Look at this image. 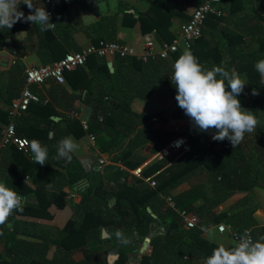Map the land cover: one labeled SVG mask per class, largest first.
Returning <instances> with one entry per match:
<instances>
[{
    "label": "trees",
    "instance_id": "1",
    "mask_svg": "<svg viewBox=\"0 0 264 264\" xmlns=\"http://www.w3.org/2000/svg\"><path fill=\"white\" fill-rule=\"evenodd\" d=\"M102 1L104 0H92V5L95 6ZM69 4V0H59L55 14L50 17V21L55 23L52 30L42 32L39 25L24 20L16 22L11 29H0V48L6 45L10 50H17L27 56L21 43L17 41L18 32L27 30L28 36L36 34L39 37V56L46 63H52L64 57L70 52V48L74 47V51L83 49V46L77 45L75 36L71 34V31L75 30L74 23L86 30L90 36L92 33L95 34L94 42L101 39L121 42L118 36L120 24L136 26L143 36L154 35L162 41H169L175 37L169 30L173 20L170 17L171 8L165 0H153L150 9L137 13V16L135 13L125 11L122 18L118 11L109 12L107 15L100 14L91 24L85 23L86 18L79 11L72 16V30L62 33L60 30L62 25L57 16L69 14ZM19 10L24 12L21 4ZM27 11L29 13L28 9ZM263 20L258 17L259 22ZM52 37L61 38L64 45L52 49L48 45ZM49 48L51 51H48ZM253 53L252 58L240 60L236 65H239V71L244 72L251 81H257L259 73L256 72L254 64L258 59L264 58V55L259 50ZM180 55L176 52L166 59L156 58L148 62L134 57L109 60L91 56L87 66L66 72L65 76L69 79L73 93L70 95L69 108L77 111L74 109L76 99L83 100L92 108L89 119L90 131L96 135L100 151L108 154L112 161L121 162L125 167L110 166L106 172L108 180L105 181L101 174L95 176L91 171H86L82 161L74 154L67 163L63 158L57 160L61 161L60 163H53V156L48 154V161L41 166L32 160V154L14 145L8 147L15 158L14 166L10 167L9 174L4 176L3 167L8 163L4 161L2 153L0 181L4 177L6 186L19 194H27L34 190L25 180L27 175L34 174L37 169L53 167L57 163L60 166L58 168L68 172L69 179L61 183L57 191L46 192L49 190L44 188L49 204L65 206V201L60 195L64 194L62 184L72 183L78 186L85 179L89 184L81 190V201L71 202L76 207L75 214L68 218L55 240L46 232H38L35 225L25 226L22 230L18 227V222L13 229L7 224L0 226V232H8L5 254H2L0 264H8L7 255L14 256L13 260L17 264H109V258L114 255H119V258L115 259L113 264H179L182 261L189 264H204L206 257L212 254L217 244L206 239L202 229L211 224L225 222L237 230H243L253 226L254 221L259 218L264 221V208H260L255 201L256 190L264 189V91L254 96L250 102L246 100L245 93L239 94L242 107L253 111L257 117V129L253 133H246L244 140L235 148L228 139L214 141L212 135L215 134V130L201 132L194 128L190 118L185 115L175 99L177 90L171 82L170 75L173 72L172 65ZM199 62L208 68L222 62L228 69H233L235 65L233 58L229 61L214 62L207 59ZM24 69L22 63L11 67L9 82L5 84L4 90L0 88L9 105L20 95L25 85ZM158 83L166 84L173 97L171 109L160 113L163 120L151 119V116L135 111L132 106L134 98H147ZM61 90L66 91L64 87H61ZM75 91L77 93H74ZM33 104V102L30 104L28 110L38 119L32 125L38 128L34 127L33 131L48 133L46 139L52 141L56 136L55 133L51 134L52 130L49 128L56 113L52 103L44 102L42 98L41 102ZM168 117H186L191 128L182 132L171 130L167 125ZM7 122L8 110L6 112L0 109V136ZM72 124L81 126L77 120ZM174 135L187 136L191 148L174 163L170 164L169 159L154 160L144 167L143 176L160 171L155 176L157 186L145 184L142 178L128 182L129 169L140 164L136 159V149L152 144L153 152L156 153L173 139ZM32 139L36 138H30V141ZM199 170L209 172V184L194 180L193 175ZM180 185H184L185 188L174 195L176 205L196 212L201 218L199 225L192 229H187L183 225L181 215L164 200V195L172 194L171 189ZM148 206L152 208L157 218L148 212ZM27 207L24 205L23 212H14L15 214L9 218L10 222L13 218H24L27 215L32 219L48 216L41 210L33 211ZM225 207L229 208L223 210ZM104 228L110 234L108 239L102 237ZM117 230H121L130 239V243L126 245L121 243L115 236ZM254 234L255 238L264 235V227L262 229L255 227ZM148 236L151 237V253L141 254V245ZM53 245L56 246V251L51 258L48 252ZM79 252L85 256L80 261L75 259ZM20 253H23V258L16 259Z\"/></svg>",
    "mask_w": 264,
    "mask_h": 264
},
{
    "label": "crops",
    "instance_id": "2",
    "mask_svg": "<svg viewBox=\"0 0 264 264\" xmlns=\"http://www.w3.org/2000/svg\"><path fill=\"white\" fill-rule=\"evenodd\" d=\"M69 9L70 13L58 14V18L62 27L60 30L62 33H67L68 30H72V16L79 11L82 15L85 16V23H92L100 14L107 15L109 12L118 11L120 12V17L124 15L125 12L135 13L136 16L139 12H146L150 9L153 0H104L101 3H97V5H92V0H69ZM88 4H85V2ZM168 4L169 8H171L170 17L173 20L172 24L169 28L170 33L173 35H177L182 27L189 18L191 17L193 11L201 4L202 0H165ZM34 3L37 5L42 4L44 7L48 2L45 0H34ZM90 3V5H89ZM225 14L221 17L219 16H210L208 17L206 24L204 26L202 38L196 42V44L190 49L193 54L198 58L199 61L203 60H211V61H229L230 59H234V69L238 71L241 75V78L244 81L250 82L249 77L245 75L244 72L239 71V65L236 64L240 60L248 59L253 57V52L261 51L264 55V20L262 22L258 21V17L264 19V0H225ZM23 6L24 14L27 16L29 13L27 11L28 7L26 4L21 3ZM86 8V9H84ZM84 9V10H83ZM29 10V9H28ZM90 10V11H89ZM30 11V10H29ZM23 21V19H21ZM74 31H71V34L75 36V41H77V45L80 47L83 46V49L86 48L91 43H94L93 36L95 34H90L82 29L76 24H73ZM76 26V27H75ZM52 30V29H51ZM56 33V32H55ZM233 34V35H231ZM237 35V36H234ZM253 35V36H252ZM118 36L121 42H126L128 44L137 46L141 48L142 42L147 38V36H143L140 34V31L136 26L132 25H119ZM152 36V35H151ZM234 36V37H233ZM158 42H162L159 38L156 37ZM17 41L21 43L24 48V51L27 54V58L22 63L23 66L26 65H41L45 64L43 58H41L38 54L39 47V37L34 34L32 36H28L27 30H22L18 32ZM48 45L52 47V49L59 48L62 43L61 38L52 37L48 41ZM75 48H70V51H74ZM48 51H51L49 48ZM184 50L179 53L182 54ZM249 54V55H245ZM231 56H233L231 58ZM110 60V59H109ZM13 67L9 61L7 56L0 57V88L4 90L5 84L9 82L10 79V70ZM246 79V80H245ZM77 82V80H75ZM61 87H64L66 91L61 90ZM33 90L38 93L43 99L44 102H51L52 107L55 109L56 113L52 117L51 126L49 127L52 131L51 134L55 133V139L52 141H48L46 137L48 133L42 134L39 132H35L34 121L38 120L34 113L31 111H27L19 120L17 125V131L19 134L30 138L38 139L43 145H46L48 148V154L50 156L57 155V149L55 145L59 142V140L65 136H72L75 142L79 145L78 149L73 153L77 158L82 161V164L86 171H91L93 175L97 176L101 174L105 181L108 180L106 177L107 169L110 166H120L125 167L121 162L112 161L108 154L102 153L100 151L98 142L93 144L89 138L88 133L83 128L81 124L82 118H90L92 114V108L86 104L83 100L76 99L74 102V109H77L79 112V116L73 117L71 115L73 109L69 108L71 104L70 95L72 93V89L70 88L69 79H66L65 84H58L54 81H48L47 83L37 86H32ZM254 89V88H252ZM244 91V90H243ZM242 91V93H243ZM264 90H261L258 93H261ZM80 92V91H78ZM1 93L0 98V109L7 112L9 104L5 101L4 93ZM74 93H77L75 91ZM86 90L83 92L85 95ZM245 98L247 95L250 98H253L256 95H253V90L245 91ZM83 96L82 99H84ZM35 105L36 102H33ZM133 109L141 114H145L151 116V119H159L163 120L161 116V112L171 109L173 106V97L171 94L170 88L164 83H158L153 92L147 98H134L132 101ZM71 120V122H69ZM74 120H77L80 125L72 124ZM30 121V122H29ZM176 122L174 125L172 123ZM7 123H5L6 125ZM31 124V125H30ZM4 125V127H5ZM168 127L175 131L182 132L188 131L191 128V124L189 119L186 117L179 118H167ZM176 128H175V127ZM189 126V127H188ZM38 128V127H35ZM41 128V127H40ZM171 129V130H172ZM4 155V161L8 163L3 167L4 176L9 174V168L14 166L13 162L14 156L11 154V150L6 148L2 152ZM155 154L153 152V145L147 144L144 147L136 149L135 155L136 159L140 161V164L131 168L130 170H134L139 166H144L147 162L150 161L151 157ZM52 162H61L57 161L59 159L53 158ZM105 158L107 163H101L100 159ZM62 159V158H61ZM63 160V159H62ZM100 161V165L96 163ZM16 162V160H15ZM68 161H66L67 163ZM53 165V167L43 168L41 170L34 171V174H29L25 177V180L31 185L34 189L33 191L27 194H19L25 197L24 205H27L29 210L37 211L41 210L44 214H47L46 217H37V219L30 218L29 215L24 218H13L11 221L12 229L18 222V227L20 230L23 227L28 226L32 227L35 225V228H38V232H46L49 237H52L54 240L57 237V234L60 229L64 227V224L75 214L76 207L71 203L74 201L75 203H79L82 199L81 190H83L86 186H88V180L85 179L81 181L78 186L73 185L72 183L62 184V192L60 195L63 197L65 201V206L58 207L55 204H49L46 198V194L44 192V188L49 191L46 192H54L57 191V187L64 183L67 179H69L68 172L62 171V168H58V164ZM67 166V165H66ZM71 164L69 165V167ZM63 167V166H62ZM68 167V166H67ZM65 172V173H64ZM36 174V175H35ZM203 175V176H202ZM193 178L195 181L203 182L205 184L210 183L209 172L205 171H197ZM135 179H139L138 176L130 174L129 181L133 182ZM201 179V180H200ZM0 182H5L4 177L1 178ZM122 183V182H121ZM149 185L148 183L144 182ZM150 186V185H149ZM185 188L184 185H180L171 189V193L176 195L180 193ZM261 190V189H260ZM264 193V189L261 190ZM257 192V191H256ZM255 192L256 202L260 208H264L263 198L259 199L258 195ZM74 194L75 196H71ZM60 203H62V201ZM254 202L253 200L251 201ZM49 206V207H48ZM229 208V207H227ZM225 207L223 210H227ZM47 212V213H46ZM49 213V214H48ZM54 213V215H51ZM259 213V212H258ZM15 213H13L14 215ZM12 215V216H13ZM260 217V216H259ZM36 218V217H34ZM29 221H32L31 223ZM222 223V222H221ZM225 223V222H224ZM219 224V223H218ZM217 224H211L206 227L207 231H203V236L214 242L219 240L226 244V246L233 245V239L230 231L220 232L217 229ZM259 229L264 227V221L260 220V218L254 221L253 226ZM103 230H107L104 228ZM108 232V230H107ZM109 233V232H108ZM8 232L1 231L0 232V258L2 254L4 255V249L6 244ZM103 234V231H102ZM211 234V238H210ZM110 235V234H109ZM19 238V235H17ZM23 238V237H22ZM110 238V237H109ZM108 239V238H107ZM145 241V240H144ZM144 243V242H143ZM142 243V245H143ZM141 245V247H142ZM152 246L150 245L147 253H151ZM27 251V250H26ZM56 251V246H51L50 251L48 252V256L51 258L54 256ZM23 258V253H20L19 256L16 257ZM85 256L82 252H79L75 255V259L80 261L84 259ZM119 258V255H118ZM117 258V259H118ZM14 256L7 255L6 260L8 264H17L14 262ZM179 264H189L186 261H182Z\"/></svg>",
    "mask_w": 264,
    "mask_h": 264
},
{
    "label": "clouds",
    "instance_id": "3",
    "mask_svg": "<svg viewBox=\"0 0 264 264\" xmlns=\"http://www.w3.org/2000/svg\"><path fill=\"white\" fill-rule=\"evenodd\" d=\"M21 3L30 10L27 16L19 10ZM50 15L42 4L37 5L34 0H0V29H11L23 19L24 22L39 25L42 32L48 31L55 26L50 21ZM172 67L170 78L177 90L175 99L194 128L201 132L215 130L212 135L214 141L228 139L234 148L244 140L246 133H253L257 129V117L253 111L242 107L239 99L247 82L234 68L228 69L223 62L208 68L187 48ZM254 68L259 73L260 82L264 83V58L258 59ZM252 94L258 95V91L253 89ZM183 143L182 139L177 140L173 146L180 147ZM27 147L36 164L43 166L48 161V148L39 140L32 139ZM55 147L57 159L70 161L79 145L69 135L61 138ZM24 203L25 197L6 186V182H0V226L7 224L11 228L9 218L16 211L23 212ZM115 236L125 245L130 243L121 230H117ZM215 243L217 247L206 257L204 264H264V235L254 239L245 230L232 246H226L219 240Z\"/></svg>",
    "mask_w": 264,
    "mask_h": 264
},
{
    "label": "built area",
    "instance_id": "4",
    "mask_svg": "<svg viewBox=\"0 0 264 264\" xmlns=\"http://www.w3.org/2000/svg\"><path fill=\"white\" fill-rule=\"evenodd\" d=\"M225 0H202L201 4L193 11L189 20L182 25L179 33L169 41L158 42L154 35L147 37L141 44V48L120 42L117 40L101 39L98 42L91 43L86 48L80 51H70L64 57L52 62L41 65H26L24 69L25 85L23 86L20 95L15 98L8 107V122L2 130L0 136V162L2 152L14 145L26 153L31 154L27 147L30 139L23 136L17 131V121L28 110L32 102H41L42 97L33 89V85L41 86L48 81H54L58 84L66 83V72L73 71L80 67H85L91 56L114 60L118 57L128 58L134 57L140 61L148 62L151 59H166L176 52L191 49L194 43L203 35L204 26L208 17L223 16L225 14ZM59 0H49L45 6L46 10L52 17L58 7ZM7 56L8 61L12 66H17L24 62L26 55L20 54L17 50H10L4 45L0 48V57ZM71 115L78 117L79 112L74 110ZM90 118H82L81 124L89 135L93 144L97 143V138L90 131ZM183 140L184 143L180 147H174L173 142ZM191 148L189 139L185 135H178L171 139L162 149L153 154L150 161L144 166H139L129 172L132 175L142 178L144 182L151 187L157 186L156 174L143 176L144 167L154 160L169 159V163H174L184 153ZM101 163H107L105 158L100 159ZM127 169V168H126ZM71 196H75L71 194ZM164 200L173 209H175L182 217L183 225L187 229L195 228L200 223V216L194 211L182 209L176 205L173 194L164 195ZM217 229L220 232L230 231L233 239V245L237 243L239 236L247 230L255 239L254 227H246L243 230H237L233 226L224 222L217 224ZM163 230V229H162Z\"/></svg>",
    "mask_w": 264,
    "mask_h": 264
},
{
    "label": "water",
    "instance_id": "5",
    "mask_svg": "<svg viewBox=\"0 0 264 264\" xmlns=\"http://www.w3.org/2000/svg\"><path fill=\"white\" fill-rule=\"evenodd\" d=\"M168 128H169V127H168ZM169 129H170V128H169ZM172 130H173V129H172ZM96 164H97V165H100V161H98ZM147 210H148L149 213H151V215H152L153 217L157 218V215L153 212V210H152V208H151L150 206L147 207ZM102 237H103L104 239H107V238L110 237V235H109V233L107 232V230H103ZM150 245H151V237L148 236V237L145 238V241H144L142 247L140 248V253H141V254H146L147 251H148V249H149V247H150ZM117 258H118V255L111 256V257L109 258V264H113V262H114L115 259H117Z\"/></svg>",
    "mask_w": 264,
    "mask_h": 264
},
{
    "label": "rangeland",
    "instance_id": "6",
    "mask_svg": "<svg viewBox=\"0 0 264 264\" xmlns=\"http://www.w3.org/2000/svg\"><path fill=\"white\" fill-rule=\"evenodd\" d=\"M246 80V79H245ZM245 82H247L246 84H245V86H244V91H243V93L246 91H250V90H253L252 88H254V89H256L258 92H260L261 90H264V83H261L260 82V76H259V79L257 80V81H251L250 80V82H248V81H245ZM246 100L248 101V102H250L251 100H252V98H250V96L249 95H247L246 96ZM189 127V126H188ZM172 129V128H171ZM176 135H174L173 137H175ZM203 176V175H202ZM201 180V179H200ZM257 192H256V194L258 195V197H259V199H262L263 198V200H264V193H262L263 191H261L260 189H257L256 190ZM263 203V205H264V201L262 202Z\"/></svg>",
    "mask_w": 264,
    "mask_h": 264
}]
</instances>
